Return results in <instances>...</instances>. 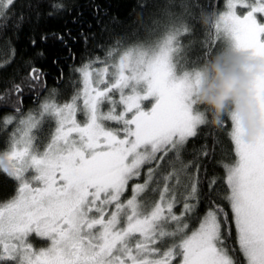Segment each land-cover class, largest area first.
I'll return each mask as SVG.
<instances>
[{
	"label": "snow or ice",
	"instance_id": "obj_1",
	"mask_svg": "<svg viewBox=\"0 0 264 264\" xmlns=\"http://www.w3.org/2000/svg\"><path fill=\"white\" fill-rule=\"evenodd\" d=\"M42 3L0 0V29L22 28L34 4L39 21ZM150 3L146 30L156 42L121 48L118 40L103 60L74 68L81 86L65 102L53 88L37 112H24L26 88L47 90L35 66L5 85L0 172L17 186L0 202V264H264V132L244 143L240 121L221 119L234 158L217 160L223 175L209 177L207 191L188 165L161 169L209 125L195 103L200 66L225 47L264 58V0H226L214 13L211 44L201 42L202 62L191 57L196 25L186 0ZM64 10L54 3L47 15ZM65 35L76 42L70 31L43 33L41 42L72 53ZM81 38L87 44L88 35ZM251 100L264 126V77ZM45 122L54 130L41 148L34 133ZM211 139L204 156L221 144L218 134Z\"/></svg>",
	"mask_w": 264,
	"mask_h": 264
},
{
	"label": "trees",
	"instance_id": "obj_2",
	"mask_svg": "<svg viewBox=\"0 0 264 264\" xmlns=\"http://www.w3.org/2000/svg\"><path fill=\"white\" fill-rule=\"evenodd\" d=\"M186 2L190 5L189 12L196 25L195 36L192 38L195 44L191 57H198L199 62H202L201 42L211 44V22L216 18L214 13L224 9L226 0H186ZM54 3L64 4L65 10L50 18L47 13ZM38 10L41 13L39 21L36 20L37 7L34 4L32 11L25 13L22 28H14L10 23L7 28L0 29V63L5 60L11 61L0 69V95L6 90L5 85L10 80L19 81L32 66L38 67L45 73L43 79L47 90L25 89L23 101L25 113L29 110L37 111L40 103L49 97L53 88L57 89L58 102L63 103L68 100L75 88L81 86L79 73L74 72L73 69L90 59L103 60L106 50L118 40L120 47L123 48L131 46L137 40H146L150 35L146 30L152 12L150 0H44ZM18 11L19 5L12 9V13ZM203 13L211 16L207 25L201 23ZM74 20L76 22H73ZM68 31L72 37H76V42H73L65 35L72 53H69L68 48L59 41L49 39L47 42H41L43 33L65 34ZM82 32L89 37L87 44L81 38ZM156 38L158 39V36ZM32 39L37 41L35 45L31 43ZM216 47L218 49L221 45L217 44ZM41 53L43 55H40ZM35 132L36 143L42 148L44 140L50 137L51 124H42ZM205 133L209 136L206 137ZM212 133L219 135L221 144L215 153L209 151V155L204 156L202 146L205 143L212 145ZM6 139L7 135L0 133V142ZM229 158H234V151L226 134L221 133L218 126L207 125L199 130L197 137L189 138L179 161L173 158L171 164L167 160L161 162V169L167 172L172 168L179 169L188 165L187 171L196 174L202 181L204 191H207L208 178L214 173L223 175L222 169L217 166V160ZM197 166L200 169L199 173H196ZM16 186L15 181L0 172V202L11 198L15 194Z\"/></svg>",
	"mask_w": 264,
	"mask_h": 264
},
{
	"label": "clouds",
	"instance_id": "obj_3",
	"mask_svg": "<svg viewBox=\"0 0 264 264\" xmlns=\"http://www.w3.org/2000/svg\"><path fill=\"white\" fill-rule=\"evenodd\" d=\"M210 14L201 15V23L207 25ZM157 35H149L146 41L155 43ZM202 82L195 93V103L206 110L207 123L217 126L228 113L240 121L244 143H251L264 132L261 118L251 100L255 80L264 77V58H252L249 54L225 47L208 58L201 66Z\"/></svg>",
	"mask_w": 264,
	"mask_h": 264
},
{
	"label": "rangeland",
	"instance_id": "obj_4",
	"mask_svg": "<svg viewBox=\"0 0 264 264\" xmlns=\"http://www.w3.org/2000/svg\"><path fill=\"white\" fill-rule=\"evenodd\" d=\"M240 11L243 12V9H241ZM38 110H39V108L37 109V111H38ZM37 111H35V112H37ZM45 123H48V122H45ZM45 123H44V124H45ZM52 130H54V126L51 124V131H52ZM50 133H51V132H50ZM34 134H36V132H35ZM48 138H49V137H48ZM46 142H47V139L44 140V144H45ZM35 143H36V141H35ZM147 167H148V166L146 165V166H145V171H146V168H147ZM40 243H42V242L37 241V244H38V245H39Z\"/></svg>",
	"mask_w": 264,
	"mask_h": 264
}]
</instances>
